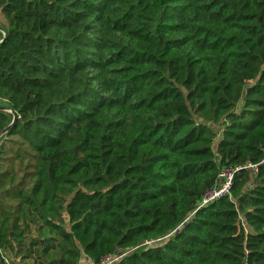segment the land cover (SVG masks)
<instances>
[{
	"label": "trees",
	"instance_id": "16d2710c",
	"mask_svg": "<svg viewBox=\"0 0 264 264\" xmlns=\"http://www.w3.org/2000/svg\"><path fill=\"white\" fill-rule=\"evenodd\" d=\"M108 253L264 264V0H0V256Z\"/></svg>",
	"mask_w": 264,
	"mask_h": 264
},
{
	"label": "built area",
	"instance_id": "2783aa9c",
	"mask_svg": "<svg viewBox=\"0 0 264 264\" xmlns=\"http://www.w3.org/2000/svg\"><path fill=\"white\" fill-rule=\"evenodd\" d=\"M251 168L255 173L257 170V163H252L247 161L243 164H237L235 166H224L219 172V178L216 180L212 186L205 190L203 195L201 196L197 207L206 204L208 202L214 201L215 199L219 198L220 196L229 193L232 182L233 176L236 170L240 168ZM148 243L151 241H147ZM118 255L114 253H108L103 255L97 264H111L117 259Z\"/></svg>",
	"mask_w": 264,
	"mask_h": 264
},
{
	"label": "water",
	"instance_id": "95a60500",
	"mask_svg": "<svg viewBox=\"0 0 264 264\" xmlns=\"http://www.w3.org/2000/svg\"><path fill=\"white\" fill-rule=\"evenodd\" d=\"M3 30V29H2ZM3 32H4V36H5V30H3ZM10 110V109H9ZM15 117H16V112H13V119H12V122H13V120L15 119ZM0 259H1V262L3 263V264H5V260H4V258L3 257H1L0 256Z\"/></svg>",
	"mask_w": 264,
	"mask_h": 264
},
{
	"label": "rangeland",
	"instance_id": "374dc122",
	"mask_svg": "<svg viewBox=\"0 0 264 264\" xmlns=\"http://www.w3.org/2000/svg\"><path fill=\"white\" fill-rule=\"evenodd\" d=\"M87 261L88 260L85 257H83L81 264H90V262L89 261L87 262Z\"/></svg>",
	"mask_w": 264,
	"mask_h": 264
},
{
	"label": "crops",
	"instance_id": "0c3cea01",
	"mask_svg": "<svg viewBox=\"0 0 264 264\" xmlns=\"http://www.w3.org/2000/svg\"><path fill=\"white\" fill-rule=\"evenodd\" d=\"M88 262V261H87Z\"/></svg>",
	"mask_w": 264,
	"mask_h": 264
}]
</instances>
